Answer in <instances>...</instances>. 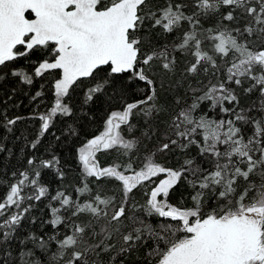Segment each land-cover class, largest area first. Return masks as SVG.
Segmentation results:
<instances>
[{
	"label": "snow or ice",
	"instance_id": "6c2138e0",
	"mask_svg": "<svg viewBox=\"0 0 264 264\" xmlns=\"http://www.w3.org/2000/svg\"><path fill=\"white\" fill-rule=\"evenodd\" d=\"M0 97V264H264V0H0Z\"/></svg>",
	"mask_w": 264,
	"mask_h": 264
},
{
	"label": "trees",
	"instance_id": "16d2710c",
	"mask_svg": "<svg viewBox=\"0 0 264 264\" xmlns=\"http://www.w3.org/2000/svg\"><path fill=\"white\" fill-rule=\"evenodd\" d=\"M0 99H2V97H0ZM21 100H22V104L18 105V107L15 109V111L18 113V114H23L26 109H27V106H28V101L26 98L24 97H21ZM101 160H107V159H110L109 156H105V155H102L101 157ZM69 179H73V175H70Z\"/></svg>",
	"mask_w": 264,
	"mask_h": 264
}]
</instances>
